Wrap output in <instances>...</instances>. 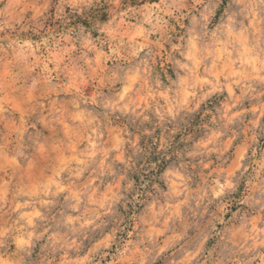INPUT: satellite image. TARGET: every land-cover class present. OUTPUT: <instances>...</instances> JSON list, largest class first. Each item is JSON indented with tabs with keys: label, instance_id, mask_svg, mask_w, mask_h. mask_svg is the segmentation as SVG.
I'll use <instances>...</instances> for the list:
<instances>
[{
	"label": "clouds",
	"instance_id": "9594fccd",
	"mask_svg": "<svg viewBox=\"0 0 264 264\" xmlns=\"http://www.w3.org/2000/svg\"><path fill=\"white\" fill-rule=\"evenodd\" d=\"M0 264H264V0H0Z\"/></svg>",
	"mask_w": 264,
	"mask_h": 264
}]
</instances>
